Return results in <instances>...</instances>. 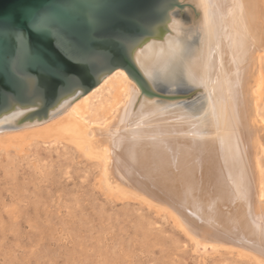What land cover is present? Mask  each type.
Returning a JSON list of instances; mask_svg holds the SVG:
<instances>
[{
    "label": "bare ground",
    "instance_id": "obj_1",
    "mask_svg": "<svg viewBox=\"0 0 264 264\" xmlns=\"http://www.w3.org/2000/svg\"><path fill=\"white\" fill-rule=\"evenodd\" d=\"M180 1L192 10L198 44L183 47L180 23L171 17V33L144 42L133 59L154 90L170 76L162 72L176 66L203 96V109L189 112L177 102L146 98L118 69L85 96L61 102L46 120L17 126L27 111L16 109L0 118V130L50 122L42 137L73 142L103 158L111 185L166 206L202 240L218 239L264 257L258 162L264 121L257 120L253 92L264 62V0ZM104 87L115 93L114 115L103 126L89 127L83 112Z\"/></svg>",
    "mask_w": 264,
    "mask_h": 264
},
{
    "label": "rangeland",
    "instance_id": "obj_2",
    "mask_svg": "<svg viewBox=\"0 0 264 264\" xmlns=\"http://www.w3.org/2000/svg\"><path fill=\"white\" fill-rule=\"evenodd\" d=\"M174 18L183 47L196 46L192 13ZM260 64L261 85L253 92L257 120L264 121V62ZM171 73L165 69L162 77ZM190 88L185 82L168 90ZM114 94L104 87L92 99L90 111L83 112L89 127L111 120ZM200 95L177 104L196 112L205 104ZM49 123L0 130V264H264L263 256L248 249L202 240L166 206L111 185L103 158L73 142L43 138L40 131ZM258 162L263 187L264 155Z\"/></svg>",
    "mask_w": 264,
    "mask_h": 264
},
{
    "label": "water",
    "instance_id": "obj_3",
    "mask_svg": "<svg viewBox=\"0 0 264 264\" xmlns=\"http://www.w3.org/2000/svg\"><path fill=\"white\" fill-rule=\"evenodd\" d=\"M185 11L192 13L180 0H0V118L20 109L27 112L17 126L46 120L61 102L85 96L118 69L146 98L191 100L199 93L194 88L168 90L184 87L182 71L154 90L133 59Z\"/></svg>",
    "mask_w": 264,
    "mask_h": 264
}]
</instances>
